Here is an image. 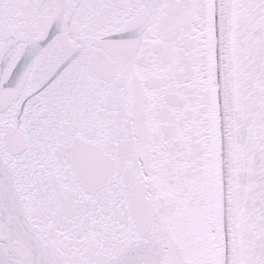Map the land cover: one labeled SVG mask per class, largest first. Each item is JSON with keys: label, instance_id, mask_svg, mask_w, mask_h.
Returning <instances> with one entry per match:
<instances>
[{"label": "snow or ice", "instance_id": "6c2138e0", "mask_svg": "<svg viewBox=\"0 0 264 264\" xmlns=\"http://www.w3.org/2000/svg\"><path fill=\"white\" fill-rule=\"evenodd\" d=\"M0 264H264V0H0Z\"/></svg>", "mask_w": 264, "mask_h": 264}]
</instances>
